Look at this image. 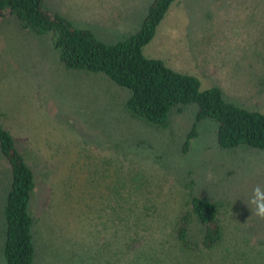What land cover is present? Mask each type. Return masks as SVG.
Returning <instances> with one entry per match:
<instances>
[{"label": "rangeland", "instance_id": "rangeland-1", "mask_svg": "<svg viewBox=\"0 0 264 264\" xmlns=\"http://www.w3.org/2000/svg\"><path fill=\"white\" fill-rule=\"evenodd\" d=\"M152 2L43 0V5L101 42L114 44L139 29ZM143 53L194 76L202 90L218 88L235 106L264 113V0H176ZM125 97L126 92L104 78L65 69L50 35H33L13 18L0 22V126L13 135L35 176L29 205L33 264L136 263L129 259L142 242L129 245L130 217L122 229L119 209L87 206L94 198L85 186L87 169L112 156L123 163H118L125 168L118 180L125 188L133 186L131 174L143 170L146 184L155 187L151 194L140 192L144 196L131 188V216L144 214L147 198L162 195L178 203L182 194L191 192L216 206L227 245L263 250L264 219L252 215L248 201L256 185L264 189V151L219 148L217 124L204 120L183 152L196 106L172 109L162 129L125 114ZM107 133H121L124 148L115 151L107 143L111 151L97 153L96 144L108 141ZM7 169L0 158L1 181ZM3 189L0 185V264H5ZM191 228V237L200 239L202 228ZM170 255L178 264L177 256Z\"/></svg>", "mask_w": 264, "mask_h": 264}, {"label": "trees", "instance_id": "trees-1", "mask_svg": "<svg viewBox=\"0 0 264 264\" xmlns=\"http://www.w3.org/2000/svg\"><path fill=\"white\" fill-rule=\"evenodd\" d=\"M175 1L153 0L139 29L114 44L101 42L91 31L48 12L43 0H0V22L13 18L19 27L33 35H50L53 49L65 69L97 75L109 81V86L126 92L124 113L147 126L164 129L172 109L196 106L195 123L186 136L183 152H187L190 140L196 136V125L204 120L217 124L219 148L264 151V113L237 107L223 98L220 89L202 90L194 76L175 72L160 60L145 57L144 48L153 40L157 27ZM107 135L108 141L96 144L97 153L111 151L107 143L115 151L124 148L121 133ZM112 157L87 169L86 190L94 196L87 206L102 211L119 209L122 229L125 219L130 217L133 225L128 227H132L133 234L129 245L142 242L141 249L129 259H134V264H175L176 259L169 257L172 253L177 256L178 264H264V249L227 245L216 206L191 192L182 194L184 197L178 203L163 200L162 195L147 198L144 214L131 216L128 207L131 188L135 186V191H139L135 195L144 196L140 192L148 195L155 187L146 184L148 179L143 170L131 174L133 186L125 188L118 180L125 170L118 163H123ZM0 158L8 167L6 180L1 181L0 176L5 193L2 256L5 264H33L34 218L29 205L36 187L35 176L13 135L2 126ZM151 210L156 211L150 213ZM193 224L202 228L200 239L191 237ZM115 257L122 262L118 253Z\"/></svg>", "mask_w": 264, "mask_h": 264}, {"label": "clouds", "instance_id": "clouds-1", "mask_svg": "<svg viewBox=\"0 0 264 264\" xmlns=\"http://www.w3.org/2000/svg\"><path fill=\"white\" fill-rule=\"evenodd\" d=\"M248 203L253 206L252 215L264 219V189L260 185L254 187Z\"/></svg>", "mask_w": 264, "mask_h": 264}]
</instances>
